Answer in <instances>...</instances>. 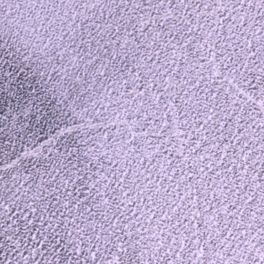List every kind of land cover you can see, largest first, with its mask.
Here are the masks:
<instances>
[{
    "label": "snow or ice",
    "instance_id": "snow-or-ice-1",
    "mask_svg": "<svg viewBox=\"0 0 264 264\" xmlns=\"http://www.w3.org/2000/svg\"><path fill=\"white\" fill-rule=\"evenodd\" d=\"M0 264H264V0H0Z\"/></svg>",
    "mask_w": 264,
    "mask_h": 264
}]
</instances>
